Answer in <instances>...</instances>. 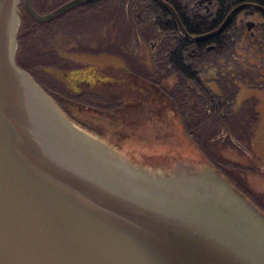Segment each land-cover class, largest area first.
<instances>
[{
	"label": "water",
	"instance_id": "water-1",
	"mask_svg": "<svg viewBox=\"0 0 264 264\" xmlns=\"http://www.w3.org/2000/svg\"><path fill=\"white\" fill-rule=\"evenodd\" d=\"M21 4L0 0V264H264V212L204 159L118 157L18 64Z\"/></svg>",
	"mask_w": 264,
	"mask_h": 264
},
{
	"label": "rangeland",
	"instance_id": "rangeland-1",
	"mask_svg": "<svg viewBox=\"0 0 264 264\" xmlns=\"http://www.w3.org/2000/svg\"><path fill=\"white\" fill-rule=\"evenodd\" d=\"M64 1L40 0L37 6L50 11ZM136 2L129 7L135 8ZM125 7L124 2L120 9L113 1L105 10L85 9L83 13L73 10L70 12L73 20L66 22L68 24L65 27L58 28L53 22L41 30L37 45L26 48L21 61L35 73L34 77L42 87L46 85L44 88L52 93L53 99L58 102L61 100L63 107L67 106L61 109L66 112L71 109L70 104L71 107L74 105L80 109L78 112L82 117L99 124L97 127L93 125V129L99 132L94 135L107 141L118 157L141 166L176 161L173 167L162 169L166 172L192 170L198 157L183 144L185 141L182 137L179 143L171 139L177 135L178 125L176 115L179 111L172 104V98L176 97L175 91L180 89L192 96L189 87L194 86V78L190 74L195 71L225 72L227 66L237 69V63L241 62L252 64L253 67L264 66V61L260 60L264 53V30L261 26L264 16L255 14L245 17V20L257 24L254 29L255 42H251L243 27L242 31L232 33V43H228L227 47L215 50L186 48L182 52L185 59L180 61L175 55L177 50L162 48L161 44L153 45L155 40L150 38L149 28H138V31L136 28L134 32L136 17L124 16ZM132 13H135L134 10ZM166 36L172 35L165 33ZM117 42L128 47L123 52L131 54L130 57L119 52V45L112 50L108 49L109 44L115 45ZM169 58L171 61L168 63ZM127 64L131 65L133 74ZM260 69L264 73V67ZM73 70L81 76H94L98 79H101L99 75L104 76L101 80L104 83L85 82L79 85L75 79L76 73L71 72ZM149 72L156 76L153 77ZM167 73L168 76L164 75ZM105 76L110 78L106 82ZM164 87L173 91L167 92L166 96ZM79 95L82 97H77ZM79 122L74 123L80 125ZM129 131L147 135V142L157 145V148L148 149L150 146L147 143H143V147L126 144L129 136L126 133ZM262 136L264 138V134ZM167 153L173 156L179 154V160H182L172 161L171 158H178L179 155L169 157ZM253 178V182L258 184L256 179L261 177ZM261 181L264 188V178Z\"/></svg>",
	"mask_w": 264,
	"mask_h": 264
},
{
	"label": "flooded vegetation",
	"instance_id": "flooded-vegetation-1",
	"mask_svg": "<svg viewBox=\"0 0 264 264\" xmlns=\"http://www.w3.org/2000/svg\"><path fill=\"white\" fill-rule=\"evenodd\" d=\"M70 1L73 0H65L50 12ZM113 1L120 9L122 3H125L124 16L136 17L134 32L136 28V31L138 28L142 30L149 28L150 38L155 40L153 45L161 44L162 48L177 50L175 55L180 61L185 59L182 52L186 48L215 50L227 47L228 43H232V33L242 31L243 27L248 32L251 42H255L254 29L257 24L245 20V17L255 14L264 16V0H160L172 8L175 16L157 0H89L54 19V26L65 27L68 24L66 22L73 20V15L70 13L73 10L77 9L81 13L85 9L105 10ZM134 1L137 2L132 9L129 5L131 6ZM132 10L135 13H132ZM261 26L264 30V23ZM165 33L172 36L165 37ZM198 36L208 37L204 40L195 39ZM118 45L120 48L124 47L121 42L115 43L114 47L117 48ZM260 60L264 61V57H260ZM170 61L171 58L168 59V63ZM248 63H250L249 59ZM237 64L239 65L236 66L237 69L230 65L226 67L225 72L204 73L200 70L191 73L194 86L191 87L187 83V87L190 86L192 96L176 89V97L172 98V104L179 111L176 115L178 125L177 135L171 139L179 143L182 137L185 141L184 145L199 158L204 159L254 206L264 212V188L260 184L261 178H264V170H262L264 169L262 136L264 134V73L260 68L264 66L253 67L252 64L248 65L244 62ZM127 66L133 74L131 65L127 64ZM71 72L76 73L75 79L79 85L85 82L101 83L104 77L95 72L101 79L78 75L76 70ZM149 73L153 77L156 76L153 72ZM135 75L139 76L137 73ZM164 75L168 76V73ZM109 79L106 76L104 78L105 82ZM164 90L166 96H168L167 92L173 91L169 88ZM49 94L52 96V93ZM56 102L61 105L58 104L60 108L67 107L66 105L63 107L61 100ZM78 103L82 104V102ZM70 108L71 111L62 110L74 122L80 121L78 124L81 126H83L82 122L92 127L99 126L91 119L82 117L78 107L74 105L71 107L70 104ZM126 134L130 136L126 144L133 147H143V143L150 144L145 134L130 131ZM253 177H261L258 178L259 180L256 179L258 184L253 182Z\"/></svg>",
	"mask_w": 264,
	"mask_h": 264
},
{
	"label": "trees",
	"instance_id": "trees-1",
	"mask_svg": "<svg viewBox=\"0 0 264 264\" xmlns=\"http://www.w3.org/2000/svg\"><path fill=\"white\" fill-rule=\"evenodd\" d=\"M32 1V5L34 7V9L39 13V14H46L47 12H50V11H45L41 8H39L37 6V3L40 1V0H31ZM23 2L24 0H22V4L20 5V16H21V27H20V30H19V34H18V43H19V49H18V53H17V62L18 64L24 68L25 70H27L28 72H30L32 74V76H35V73L31 72L30 68L27 67L22 61V57H23V54H24V51L26 48L30 47V46H33V45H37V40H38V37L40 35V31L43 30L44 28L48 27L49 25L53 24L54 20L52 21H49V22H46V23H39L37 22L35 19H33L25 10L24 8V5H23ZM41 5V4H40ZM43 11V12H42ZM109 50H112L114 47V45H110L109 44ZM113 46V47H112ZM121 49V50H120ZM119 52L121 54H123V49H128L127 47H123V48H120ZM124 55H126L127 57H130L131 54H129L128 52ZM263 57H264V53H263ZM134 73V72H133ZM37 80V79H36ZM39 83V82H38ZM40 84V83H39ZM42 84V83H41ZM43 85V84H42ZM44 87L46 85H43ZM43 87V88H44ZM163 89H167V88H163ZM47 90V89H46ZM83 125V127L85 129H89L93 132H97L99 134V132L96 130V129H93V127L91 126H88L86 125L85 123H81ZM110 142V141H109ZM111 143V142H110ZM148 146H150L151 148L152 147H157V145L155 144H148Z\"/></svg>",
	"mask_w": 264,
	"mask_h": 264
}]
</instances>
